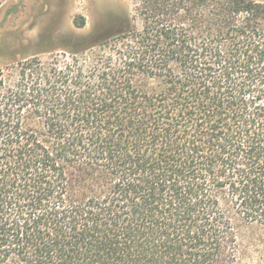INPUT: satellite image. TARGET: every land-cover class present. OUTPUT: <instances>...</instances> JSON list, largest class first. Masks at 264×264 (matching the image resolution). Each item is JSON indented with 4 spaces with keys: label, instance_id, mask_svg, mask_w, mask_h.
<instances>
[{
    "label": "trees",
    "instance_id": "16d2710c",
    "mask_svg": "<svg viewBox=\"0 0 264 264\" xmlns=\"http://www.w3.org/2000/svg\"><path fill=\"white\" fill-rule=\"evenodd\" d=\"M135 1L0 66V264H264V3Z\"/></svg>",
    "mask_w": 264,
    "mask_h": 264
},
{
    "label": "rangeland",
    "instance_id": "374dc122",
    "mask_svg": "<svg viewBox=\"0 0 264 264\" xmlns=\"http://www.w3.org/2000/svg\"><path fill=\"white\" fill-rule=\"evenodd\" d=\"M135 4V0H6L0 11V66L34 54L47 59L52 54L43 51L54 48L65 61L61 47L67 39L121 30L123 17L135 15ZM48 38L54 42H46Z\"/></svg>",
    "mask_w": 264,
    "mask_h": 264
}]
</instances>
